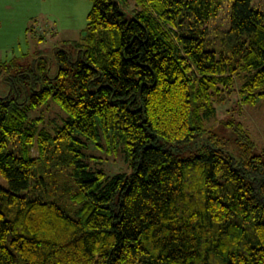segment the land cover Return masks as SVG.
<instances>
[{"label": "trees", "instance_id": "trees-1", "mask_svg": "<svg viewBox=\"0 0 264 264\" xmlns=\"http://www.w3.org/2000/svg\"><path fill=\"white\" fill-rule=\"evenodd\" d=\"M252 2L92 0L80 42L18 66L32 90L0 95V264H264V148L235 107L218 119L233 136L208 126L233 93L264 99ZM226 3L229 48L210 26ZM88 141L133 171L91 168Z\"/></svg>", "mask_w": 264, "mask_h": 264}, {"label": "rangeland", "instance_id": "rangeland-1", "mask_svg": "<svg viewBox=\"0 0 264 264\" xmlns=\"http://www.w3.org/2000/svg\"><path fill=\"white\" fill-rule=\"evenodd\" d=\"M92 0H0V62H12L16 66L9 69L0 66V95L20 94V99L26 98L32 90V80L23 79L20 73L27 69L39 56H51L53 49L58 46L71 47L74 42H80L85 36L88 25V13L92 8ZM229 4L226 3L220 15L211 23L212 38L226 40V47H230L231 39L227 34L229 20ZM252 6L261 8L264 0H253ZM53 62V64H52ZM52 73L57 65L52 61ZM22 65L23 69L18 70ZM239 86V84H237ZM239 96L233 93L225 105L218 107L217 118L209 121L208 126L228 138L233 136L232 130L221 127V121L234 111L250 131L260 149L264 148V99L254 105L238 106ZM239 108L241 111H239ZM46 111V110H45ZM37 114H40L39 112ZM36 115V114H34ZM64 117L62 110L51 104L44 113V124L52 127ZM229 148L235 152L234 143ZM182 156L189 153L182 152ZM85 161L91 168L104 170L107 174L117 172L131 173L133 167L127 161L123 152H110L106 147H100L93 141H88L85 150ZM0 186L8 187L7 180L0 174Z\"/></svg>", "mask_w": 264, "mask_h": 264}, {"label": "water", "instance_id": "water-1", "mask_svg": "<svg viewBox=\"0 0 264 264\" xmlns=\"http://www.w3.org/2000/svg\"><path fill=\"white\" fill-rule=\"evenodd\" d=\"M85 36H86V32H85Z\"/></svg>", "mask_w": 264, "mask_h": 264}]
</instances>
